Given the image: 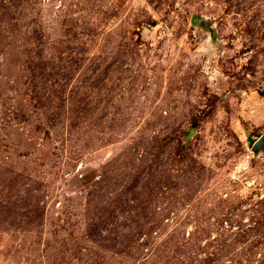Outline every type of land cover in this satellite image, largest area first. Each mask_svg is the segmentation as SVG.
<instances>
[{
  "label": "rangeland",
  "instance_id": "374dc122",
  "mask_svg": "<svg viewBox=\"0 0 264 264\" xmlns=\"http://www.w3.org/2000/svg\"><path fill=\"white\" fill-rule=\"evenodd\" d=\"M264 0H0V264H264Z\"/></svg>",
  "mask_w": 264,
  "mask_h": 264
},
{
  "label": "water",
  "instance_id": "95a60500",
  "mask_svg": "<svg viewBox=\"0 0 264 264\" xmlns=\"http://www.w3.org/2000/svg\"><path fill=\"white\" fill-rule=\"evenodd\" d=\"M260 150L264 153V141L262 139L258 140L253 145V151Z\"/></svg>",
  "mask_w": 264,
  "mask_h": 264
}]
</instances>
